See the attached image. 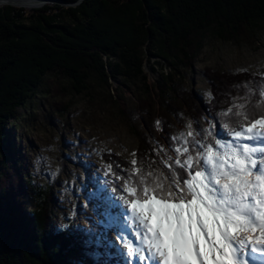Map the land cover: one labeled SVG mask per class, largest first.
I'll return each mask as SVG.
<instances>
[{
	"label": "trees",
	"instance_id": "obj_1",
	"mask_svg": "<svg viewBox=\"0 0 264 264\" xmlns=\"http://www.w3.org/2000/svg\"><path fill=\"white\" fill-rule=\"evenodd\" d=\"M54 1L31 12L0 7V264H88L80 234L59 227L68 223L62 217L71 208L65 210L54 186L33 182L29 171L9 170L14 150L9 126L43 90L48 75L65 78L78 94L91 91L94 82L110 89L109 79L119 77L147 96L139 111L150 117L155 100L154 111L168 116L179 88L168 89L167 83L192 65L207 37L236 41L244 31L264 25V0ZM150 56L162 69L154 85L145 70Z\"/></svg>",
	"mask_w": 264,
	"mask_h": 264
},
{
	"label": "snow or ice",
	"instance_id": "obj_2",
	"mask_svg": "<svg viewBox=\"0 0 264 264\" xmlns=\"http://www.w3.org/2000/svg\"><path fill=\"white\" fill-rule=\"evenodd\" d=\"M231 87L235 94L226 92L218 111L206 93L205 115L178 113L184 124L163 144L149 137L154 146L133 150L130 160L90 150L109 156L102 175L98 168L80 185L74 175L63 192L83 191L98 218L71 224L77 206L70 199L68 223L59 227L80 234L92 264H264V70ZM154 123L163 132L164 122ZM33 167L50 183L60 172L47 156Z\"/></svg>",
	"mask_w": 264,
	"mask_h": 264
},
{
	"label": "rangeland",
	"instance_id": "obj_3",
	"mask_svg": "<svg viewBox=\"0 0 264 264\" xmlns=\"http://www.w3.org/2000/svg\"><path fill=\"white\" fill-rule=\"evenodd\" d=\"M20 1L22 2L16 6L24 7L30 12L34 8L53 6L56 3L53 0ZM26 2L30 5L25 6L23 3ZM33 3L37 6L32 7ZM6 5L3 3L0 7ZM149 58L145 70L149 75L150 84L154 85L162 69L156 64L159 60L157 57ZM165 63H162L164 70L170 73L172 69ZM154 64L157 70L153 69ZM241 68H247L248 72H237V69ZM262 70L264 25L256 32L244 31L236 41L207 37L202 51L192 65L183 67L181 76L176 74L173 76L174 80L167 83L168 89L171 85L178 84L179 98L180 91L184 92L182 102L178 98L169 106L171 115L165 108L168 116L164 111H154L155 100L154 106L148 109L153 115L147 117L143 108L139 111L138 106L146 101L147 96L142 95L133 84L123 83L119 77L109 79L110 89L105 90L94 82L91 91L78 94L65 78L58 74L48 75L43 90L38 92L30 104L18 110V120L9 126L8 137L14 149L9 170L15 175L29 171L35 183L49 182L46 176L34 174L33 167L37 156L49 157L51 168H60L58 176L51 182L54 191L60 200L63 196L62 205L67 212L72 208L70 199L76 204L77 210L87 204L81 214L77 212L74 220L79 225H86L89 223L87 217H92L93 220L98 218L97 212L93 211V204L87 203L83 191L77 196L63 192V188L66 186L65 182L73 180L74 175L80 178L75 181L77 185H80L82 180L87 182L90 174L109 161L107 154L101 157L95 151H90L91 149L105 152L111 149L112 159L119 162L130 160L133 150L143 154L154 146L150 144L149 137H154L163 144L168 133L176 131L185 123V119L179 118L178 113H182L184 118L192 119L205 115L206 93H213L215 100L212 102L211 111L216 112L227 100L226 92L235 94V89L231 87L233 84L248 79L253 72L259 73ZM118 105L124 108L125 114ZM175 105H180L181 109L174 108ZM157 119L164 122L163 132L155 128L154 122ZM50 145L54 147V151L48 150ZM23 161L25 167L21 166ZM102 173L101 168V175ZM109 235L115 237V233L110 232ZM89 260L90 257L88 264H92Z\"/></svg>",
	"mask_w": 264,
	"mask_h": 264
},
{
	"label": "bare ground",
	"instance_id": "obj_4",
	"mask_svg": "<svg viewBox=\"0 0 264 264\" xmlns=\"http://www.w3.org/2000/svg\"><path fill=\"white\" fill-rule=\"evenodd\" d=\"M7 1H18V2H22V1H20V0H1L0 1V5L1 4H3V3H5V2H7ZM27 3V2H26ZM27 5H30L29 3H27ZM34 6V4L32 5V7ZM31 8V7H30ZM93 10V9H92ZM67 12V11H66ZM82 21H83V19H82ZM111 21V20H110ZM119 22V21H118ZM90 23V22H89ZM227 23H228V21H227ZM117 24V23H116ZM149 25V24H148ZM117 26H119V25H117ZM106 27V26H105ZM92 28V27H91ZM101 28V27H100ZM242 28V27H241ZM94 29V28H93ZM92 29V30H93ZM88 35V34H87ZM101 35V34H100ZM91 37V36H90ZM85 38H86V36H85ZM98 38V37H97ZM108 39V38H107ZM98 40V39H97ZM120 40V39H119ZM88 43V42H87ZM101 43V42H100ZM107 44V43H106ZM105 44V45H106ZM92 45V44H91ZM143 45V44H142ZM86 46V45H85ZM134 46V45H133ZM88 47V46H87ZM137 47V46H136ZM139 47V46H138ZM86 49V48H85ZM95 51V50H94ZM140 52V51H139ZM95 54V53H94ZM140 54H141V52H140ZM156 54V53H155ZM101 63V62H100ZM110 65V64H109ZM134 65V64H133ZM91 69V68H90ZM96 71V70H95ZM121 77V76H120ZM83 85V84H82ZM74 88V87H73ZM194 95V94H193ZM145 102V101H144ZM145 104H146V102H145ZM137 106V105H136ZM145 106V105H144ZM205 107V106H204ZM219 107V106H218ZM184 109V108H183ZM215 111V110H214ZM153 115V114H152ZM42 184V183H41ZM37 189V188H36Z\"/></svg>",
	"mask_w": 264,
	"mask_h": 264
},
{
	"label": "water",
	"instance_id": "obj_5",
	"mask_svg": "<svg viewBox=\"0 0 264 264\" xmlns=\"http://www.w3.org/2000/svg\"><path fill=\"white\" fill-rule=\"evenodd\" d=\"M33 1H35V0H33ZM54 1V0H53ZM20 2H17V1H7V2H5L4 4H7V5H14V6H16L17 4H19ZM25 6L27 5V3H23ZM34 4V3H33ZM34 6H37V5H35L34 4Z\"/></svg>",
	"mask_w": 264,
	"mask_h": 264
}]
</instances>
